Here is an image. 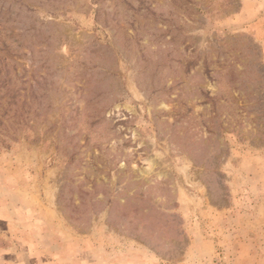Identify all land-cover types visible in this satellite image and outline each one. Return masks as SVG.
<instances>
[{"label":"rangeland","instance_id":"374dc122","mask_svg":"<svg viewBox=\"0 0 264 264\" xmlns=\"http://www.w3.org/2000/svg\"><path fill=\"white\" fill-rule=\"evenodd\" d=\"M0 264H264V0H0Z\"/></svg>","mask_w":264,"mask_h":264}]
</instances>
